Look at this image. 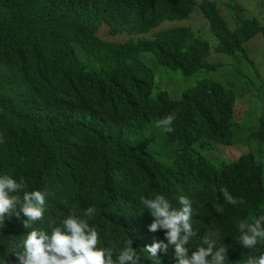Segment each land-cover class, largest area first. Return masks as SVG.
<instances>
[{"label": "clouds", "instance_id": "1", "mask_svg": "<svg viewBox=\"0 0 264 264\" xmlns=\"http://www.w3.org/2000/svg\"><path fill=\"white\" fill-rule=\"evenodd\" d=\"M7 2L0 264H264V0Z\"/></svg>", "mask_w": 264, "mask_h": 264}, {"label": "trees", "instance_id": "2", "mask_svg": "<svg viewBox=\"0 0 264 264\" xmlns=\"http://www.w3.org/2000/svg\"><path fill=\"white\" fill-rule=\"evenodd\" d=\"M8 11V2L7 0H0V19L5 15V13ZM4 39H8L9 41H18L20 39V33L11 25L6 26L4 29V33L0 35V43L4 41ZM8 54L12 55L16 60H28V62H35V66H30L29 70H42L45 69V67L48 65V61L45 59H39L37 61H34L29 55L25 54L20 50L19 45H16L13 49L9 50L7 52ZM0 68L5 69L3 74H1V80L6 81L8 83H13L16 78V74L25 75L24 72L19 70L17 67L13 66L9 60L7 61H0ZM50 84V80L47 78L44 83V87ZM1 93L8 97L11 96L14 92L12 90L11 84H5L0 87ZM27 98H29L28 105L30 107V115L29 117H23L20 115H17L13 111H9L5 114H3L0 117V142L3 144H8V138L11 134V131L6 130L3 128V125H11L18 133L28 132L33 124L34 121L31 119L35 115L41 114L43 112L44 108H46L49 105V101L47 100L45 94L43 92H39L35 96H31L29 94L25 95ZM2 97H0V100Z\"/></svg>", "mask_w": 264, "mask_h": 264}, {"label": "rangeland", "instance_id": "3", "mask_svg": "<svg viewBox=\"0 0 264 264\" xmlns=\"http://www.w3.org/2000/svg\"><path fill=\"white\" fill-rule=\"evenodd\" d=\"M169 85L173 84H180L183 83V81L180 79L178 74L169 73V78L167 79Z\"/></svg>", "mask_w": 264, "mask_h": 264}]
</instances>
